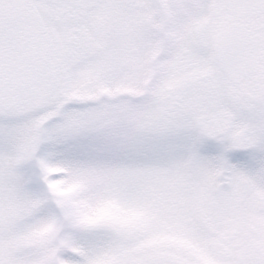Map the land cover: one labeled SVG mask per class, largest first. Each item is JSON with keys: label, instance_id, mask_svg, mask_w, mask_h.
<instances>
[{"label": "snow or ice", "instance_id": "obj_1", "mask_svg": "<svg viewBox=\"0 0 264 264\" xmlns=\"http://www.w3.org/2000/svg\"><path fill=\"white\" fill-rule=\"evenodd\" d=\"M0 264H264V0H0Z\"/></svg>", "mask_w": 264, "mask_h": 264}]
</instances>
